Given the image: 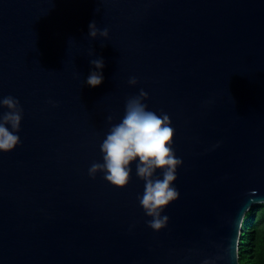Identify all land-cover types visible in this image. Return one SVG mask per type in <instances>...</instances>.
Segmentation results:
<instances>
[{
	"label": "water",
	"instance_id": "water-1",
	"mask_svg": "<svg viewBox=\"0 0 264 264\" xmlns=\"http://www.w3.org/2000/svg\"><path fill=\"white\" fill-rule=\"evenodd\" d=\"M141 91L183 161L159 231L138 160L123 188L89 174ZM7 96L23 118L0 151V264H240L245 216L264 204V0H0Z\"/></svg>",
	"mask_w": 264,
	"mask_h": 264
},
{
	"label": "clouds",
	"instance_id": "clouds-1",
	"mask_svg": "<svg viewBox=\"0 0 264 264\" xmlns=\"http://www.w3.org/2000/svg\"><path fill=\"white\" fill-rule=\"evenodd\" d=\"M88 35L93 40L101 37L107 40L109 30L100 29L92 22ZM91 63L98 71L90 73L86 84L95 88L103 83L105 64L102 58L93 59ZM129 83L136 85L138 81L131 78ZM143 99H147V93L141 91L139 96L127 101L121 122L111 127L100 145L103 163H93L89 174L95 178L98 172H103L108 182L123 188L130 181L132 163L138 160L136 173L145 181L140 204L146 215L152 218L148 221L149 227L159 231L169 221L168 216L162 215L163 210L179 198L180 193L173 184L183 161L176 157L172 147L174 129L170 118L166 114L161 117L148 110ZM0 106L9 110L0 115V151L9 152L20 143V137L15 133L20 131L23 109L12 96L0 99ZM157 170H162V178L156 177Z\"/></svg>",
	"mask_w": 264,
	"mask_h": 264
},
{
	"label": "trees",
	"instance_id": "trees-1",
	"mask_svg": "<svg viewBox=\"0 0 264 264\" xmlns=\"http://www.w3.org/2000/svg\"><path fill=\"white\" fill-rule=\"evenodd\" d=\"M264 204L245 216L239 247L240 264H264Z\"/></svg>",
	"mask_w": 264,
	"mask_h": 264
},
{
	"label": "rangeland",
	"instance_id": "rangeland-1",
	"mask_svg": "<svg viewBox=\"0 0 264 264\" xmlns=\"http://www.w3.org/2000/svg\"><path fill=\"white\" fill-rule=\"evenodd\" d=\"M262 230H264V225L262 226Z\"/></svg>",
	"mask_w": 264,
	"mask_h": 264
}]
</instances>
